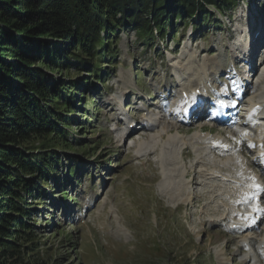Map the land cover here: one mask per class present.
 <instances>
[{"label":"rangeland","instance_id":"374dc122","mask_svg":"<svg viewBox=\"0 0 264 264\" xmlns=\"http://www.w3.org/2000/svg\"><path fill=\"white\" fill-rule=\"evenodd\" d=\"M211 9L215 25L207 21L194 31L191 21L181 23L175 37L169 31L153 47L135 29L121 31L105 85L96 82L99 89L86 90V97L79 92L76 108L90 113L76 111L82 121L69 130L84 139L79 146L72 141L79 171L72 176L63 167V187H48L46 204L32 205L43 258L52 253L63 264H264L258 249L264 244V192L256 167L264 150V52L254 57L251 71L238 58L254 26L264 25V0ZM236 80L238 88L251 87L227 128L239 134L208 137L227 144L217 153L203 148L198 135L189 142L194 133L181 135L189 132L182 129L201 132L199 126L218 121L189 117L185 102L194 89L187 85L203 83L212 101H229L222 93ZM190 98L192 106L204 102L201 95ZM171 135L174 145L167 143ZM185 146L195 159H184ZM168 149H174L173 161L163 156ZM248 160L255 166L249 168ZM198 171L204 175L194 180ZM166 175L174 176L172 187ZM242 175L246 187L239 185Z\"/></svg>","mask_w":264,"mask_h":264},{"label":"trees","instance_id":"16d2710c","mask_svg":"<svg viewBox=\"0 0 264 264\" xmlns=\"http://www.w3.org/2000/svg\"><path fill=\"white\" fill-rule=\"evenodd\" d=\"M236 1L0 0V264H63L40 255L32 205L63 187V167L77 175L72 141L84 139L69 130L82 121L79 92L105 85L120 32L135 29L153 47L181 23H216L210 7Z\"/></svg>","mask_w":264,"mask_h":264},{"label":"bare ground","instance_id":"6f19581e","mask_svg":"<svg viewBox=\"0 0 264 264\" xmlns=\"http://www.w3.org/2000/svg\"><path fill=\"white\" fill-rule=\"evenodd\" d=\"M243 45V44H242ZM248 47L246 46V45H243V47H242V49L243 50H246ZM192 78L191 79H189V81H188V83H190V82H192ZM195 84H191V85H187V88H188V86H194ZM202 103H204L203 101L201 102V101H197V103H196V105L195 106H192L191 105V107H192V109L194 108H198V106H200V105H202ZM208 113V112H207ZM264 114V113H263ZM256 115V114H255ZM257 116V115H256ZM262 116H264V115H262ZM261 118V117H260ZM259 118V119H260ZM153 125V124H152ZM148 126V125H147ZM154 126V125H153ZM216 126V127H215ZM215 126H213L212 127V130H211V134L210 133H205V134H202V132H195L192 136H188L187 137V140L189 141V142H193L194 140H193V138L196 136V135H198V137L200 138V139H202V140H207L208 139V137H213V136H215V135H213V132H217L216 133V135H224V136H226L225 134H227V130L228 129H226L224 126H222V127H220L219 125H215ZM207 127V125H202V126H199L198 127V129L201 131V130H203V129H205ZM152 128V127H151ZM181 128V127H180ZM185 128V127H184ZM178 129V128H177ZM194 128L193 127H187V128H185L184 130L182 129V131H189V132H191L192 130H193ZM169 130V129H168ZM169 132V131H168ZM251 133V132H250ZM235 135H237V133H232L231 134V136H235ZM220 140H215V139H211V140H209L208 142H211V143H209L210 145H207L209 148H210V146H211V148L212 149H209L210 150V152H213V153H217V151H219V150H223L225 147H228L227 146V144H225L223 141H220ZM167 143L169 144V145H174L175 143H176V141H175V137L173 136V135H171V136H169L168 137V139H167ZM225 151V150H224ZM183 154L184 155H187L188 157H191V156H193V152H192V150L191 149H189V148H187V150H184L183 151ZM182 154V155H183ZM164 157H166L168 160L169 159H171L172 161L174 160V156H175V153H174V149H168L167 151H165V153H164V155H163ZM186 156V157H187ZM193 175V174H192ZM202 175H204V173H203V171H198L197 173H194V180L195 179H197L199 176H202ZM167 176V175H166ZM174 176L172 175H168L167 176V179H168V181H167V187L169 188V187H172V184H174V178H173ZM196 183H199V181L197 182L196 181ZM209 192V191H208ZM209 194V193H208ZM245 244V243H244ZM264 248V245H262L261 246V249H263Z\"/></svg>","mask_w":264,"mask_h":264}]
</instances>
